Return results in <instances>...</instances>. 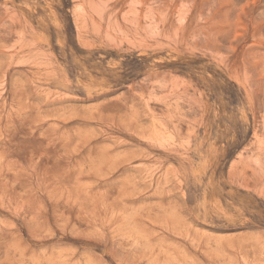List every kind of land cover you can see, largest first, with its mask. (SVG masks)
Segmentation results:
<instances>
[{
    "label": "rangeland",
    "instance_id": "1",
    "mask_svg": "<svg viewBox=\"0 0 264 264\" xmlns=\"http://www.w3.org/2000/svg\"><path fill=\"white\" fill-rule=\"evenodd\" d=\"M0 264H264V0H0Z\"/></svg>",
    "mask_w": 264,
    "mask_h": 264
}]
</instances>
